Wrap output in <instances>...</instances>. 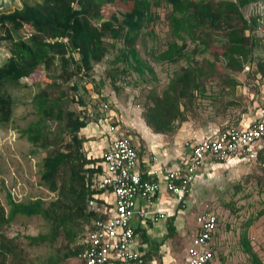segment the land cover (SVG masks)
I'll return each instance as SVG.
<instances>
[{
    "label": "rangeland",
    "instance_id": "obj_1",
    "mask_svg": "<svg viewBox=\"0 0 264 264\" xmlns=\"http://www.w3.org/2000/svg\"><path fill=\"white\" fill-rule=\"evenodd\" d=\"M35 2L40 0H0V13L12 12L24 3ZM131 10L132 2L117 0L103 6L100 15L103 20L113 15L121 19V15L128 13V19L138 24L140 33L134 44L133 56L135 60L149 65L154 75H137L126 70L121 63H114L119 49L123 47L122 41L105 38L108 52L101 62L93 65L89 74L82 71L67 81L65 76L59 75L58 65H55L53 74L48 75L52 81L39 70L35 76L22 79L18 85L5 86L4 91L12 96L14 105L10 121L0 126V207L4 209V214L9 210L8 195L16 203L40 199L46 206L55 200L56 193L43 186L40 176L43 159L54 151L65 149L69 143L65 128L66 113H73L87 123L88 131L80 130L78 133L83 141L80 152L86 158L91 148L85 143L92 139L87 136L92 133L97 135L89 129L95 131V124L100 118L109 114L115 124L119 120L118 124L129 136L135 135V131L124 126L121 120L143 119L152 97L160 96L174 77L172 74L185 65L183 60L169 64L158 63L154 59L168 44L174 41L181 44L171 34L167 20L170 7L164 3L159 7H143L138 16ZM243 13L247 18L261 17L262 25L253 35L255 48L252 58H264V2L244 8ZM30 33L31 29L24 26L19 36L26 39ZM194 46L187 40L188 51H192ZM222 53L221 46L215 43L202 55L189 53L192 62L200 63L205 58L216 63L218 74L200 79L204 92L194 91L191 101L180 102L184 120L175 122L176 129L172 133L164 134L174 138L178 136L185 152L188 151L187 144L205 137L206 134L200 132H205L207 127L215 131L230 127L245 129L256 120H264V78L254 75V66L245 63L240 72L226 75ZM8 57L7 45L0 42V66ZM74 86L77 90L73 89ZM40 90H46L51 99L60 100L57 103V108L63 111L60 119L55 115L41 119L33 102ZM229 102L233 105L229 106ZM104 104L109 106V111L103 109ZM57 108L54 107V114ZM37 122L43 139L32 144L24 130ZM181 127L188 128L189 135L194 133L193 140L195 137L199 139L189 141ZM253 153L254 156L232 164L230 160L220 165H209L201 171L202 177L194 182L190 194L185 197V200L191 197L192 208L188 214L192 219L207 210L213 211L219 218L218 232L213 240V264H251L242 244L245 238L257 259L264 264V140L258 143ZM68 173V168L62 169L58 177L59 185L67 182ZM249 221L250 225L245 228ZM85 226L83 219H73L71 231L74 238L61 234L51 243L32 245L28 237L49 233V225L40 216L18 215L9 224L0 226V264H44L50 255H57L61 259L60 264H81L78 257L72 255L63 261L62 258L80 246Z\"/></svg>",
    "mask_w": 264,
    "mask_h": 264
},
{
    "label": "trees",
    "instance_id": "obj_2",
    "mask_svg": "<svg viewBox=\"0 0 264 264\" xmlns=\"http://www.w3.org/2000/svg\"><path fill=\"white\" fill-rule=\"evenodd\" d=\"M117 0H40L33 4L24 3L12 12L0 13V42L8 47L9 57L0 66V126L6 125L12 116L14 100L4 91L7 84L18 85L22 79L32 78L42 70L48 75L58 65L59 75L70 80L82 71L89 74L93 65L101 62L108 52L105 38L122 41L114 63H121L126 70L137 75H154L152 68L134 59V44L140 30L138 24L128 19V13L121 19L111 16L103 20L101 8ZM132 2L134 14L139 15L143 7H170L167 20L171 34L176 41L154 59L158 63L177 64L181 60L185 65L172 75L168 87L160 96L152 97L151 103L143 114L146 125L154 133H172L175 122L184 120L180 110L182 100L191 101L193 92H204L200 79L206 75H217L216 63L202 58L201 62L190 61L189 53L202 55L212 43L223 49L226 62L223 68L226 75L240 72L245 65L254 66L253 74L264 78V58L254 59V32L262 25L259 15L247 18L244 8L261 0H119ZM28 26L30 35L23 39L19 31ZM187 40L194 49L188 51ZM77 55V57H76ZM49 79L52 78L48 76ZM77 90L76 86L73 87ZM59 99H51L46 90H40L33 102L41 119L55 115L61 118L63 111L57 108ZM229 106L233 103L229 102ZM54 107L58 110L54 114ZM65 128L69 143L63 150L54 151L42 161L41 183L56 198L48 205L40 199L27 203H16L7 196L9 210L4 214L0 207V226L7 225L16 216H40L48 225L49 233L28 237L30 244H44L55 241L61 234L74 238L71 228L73 219H83L88 225L92 213L87 211V200L91 195L89 177L97 170L88 168L95 161L86 159L81 151L83 141L78 137L81 129L87 126L83 118L66 113ZM228 127V126H227ZM27 140L35 144L42 141L39 123H31L25 130ZM68 168L67 182L58 184L62 169ZM96 217V215H95ZM251 221L246 223L245 228ZM82 236V235H81ZM244 252L250 257L251 264H262L252 252L248 241L242 240ZM81 247L64 254L62 261L69 256L78 257ZM57 255L47 257L44 264H60Z\"/></svg>",
    "mask_w": 264,
    "mask_h": 264
},
{
    "label": "built area",
    "instance_id": "obj_3",
    "mask_svg": "<svg viewBox=\"0 0 264 264\" xmlns=\"http://www.w3.org/2000/svg\"><path fill=\"white\" fill-rule=\"evenodd\" d=\"M103 109L109 111V106L104 104ZM111 118L105 114L98 124L106 126V132L113 135V139L99 162L88 166L97 170L89 177L92 193L87 200V211L94 217L80 239L82 250L78 259L81 264H146L135 248L133 216L139 197L150 202L152 195L163 188L182 204L202 170L209 165L254 156V148L264 140V120H256L245 129L230 127L213 131L187 144L186 159L180 164L159 169L158 158L153 156L142 168L131 136L123 133ZM159 176L162 184L158 182ZM157 217L162 218V215ZM195 222L197 230L191 236L183 264H213V240L219 218L207 210L199 213Z\"/></svg>",
    "mask_w": 264,
    "mask_h": 264
},
{
    "label": "crops",
    "instance_id": "obj_4",
    "mask_svg": "<svg viewBox=\"0 0 264 264\" xmlns=\"http://www.w3.org/2000/svg\"><path fill=\"white\" fill-rule=\"evenodd\" d=\"M261 1L264 2V0ZM116 121L119 129L126 133L121 125L118 124L119 120L117 119ZM121 121L124 126L132 128L136 133L131 138L137 149L142 168L149 164L153 156L158 158V168L162 167L163 170L170 165L180 164L182 159H186L188 152H185L178 136L174 138L154 133L141 117L128 118L125 121ZM230 122L228 121V123ZM228 126L231 125L229 124ZM87 127L81 129V131H88ZM183 129V133L188 136L186 139L189 141L193 140L194 135L192 134L194 133L192 132L189 135L188 128L181 127V130ZM89 130L97 135L92 133V135L87 136V138L92 139L85 143L91 148V150H88L86 158L97 163L107 149L110 140L113 139V135L106 132V126H101L98 123L95 124V131L93 129ZM213 131L215 130L207 127L205 132L200 133L206 134V137ZM195 134L199 135V133ZM186 139L183 137V140ZM196 139L199 138L195 137L194 140ZM230 162L232 164L234 161L231 160ZM210 169H213V167H210ZM201 173L194 182L202 177ZM158 182L162 184L160 176ZM109 199L112 200V197ZM189 199L179 204L163 188L152 195L150 202H147L143 197H139L136 213L133 216V227L136 236L135 248L142 254L146 264H183L191 236L197 230L194 217L192 219L188 214L192 208L190 207L191 201ZM158 215H162V218H158Z\"/></svg>",
    "mask_w": 264,
    "mask_h": 264
},
{
    "label": "bare ground",
    "instance_id": "obj_5",
    "mask_svg": "<svg viewBox=\"0 0 264 264\" xmlns=\"http://www.w3.org/2000/svg\"><path fill=\"white\" fill-rule=\"evenodd\" d=\"M176 201V200H175Z\"/></svg>",
    "mask_w": 264,
    "mask_h": 264
}]
</instances>
